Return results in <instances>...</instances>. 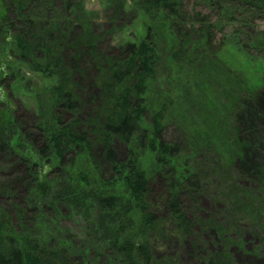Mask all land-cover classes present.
Masks as SVG:
<instances>
[{
    "label": "trees",
    "instance_id": "trees-1",
    "mask_svg": "<svg viewBox=\"0 0 264 264\" xmlns=\"http://www.w3.org/2000/svg\"><path fill=\"white\" fill-rule=\"evenodd\" d=\"M84 3L0 0V84L35 104L25 126L0 92V264H179L153 248L172 237L197 243L203 264H230L243 234L260 252L264 0H102L99 23ZM85 59L96 93L84 98Z\"/></svg>",
    "mask_w": 264,
    "mask_h": 264
},
{
    "label": "rangeland",
    "instance_id": "rangeland-1",
    "mask_svg": "<svg viewBox=\"0 0 264 264\" xmlns=\"http://www.w3.org/2000/svg\"><path fill=\"white\" fill-rule=\"evenodd\" d=\"M84 5L88 12H93L98 15L96 18V22L99 23L100 17H102L99 12H102V0H84ZM107 17L111 18L113 15L110 11L107 12ZM109 24H105V29L109 28ZM257 29L264 30V20H260L257 24ZM115 38L116 35H106L104 38V44L111 46H115ZM1 57V56H0ZM71 61L68 60L67 63ZM74 62V61H72ZM85 64L83 65L84 69H76V82L79 84V93L83 95L85 98L87 94H92L93 96L96 93L95 89H91L90 85L96 76V69L92 67V65L88 64L85 59ZM256 65V64H254ZM23 75L27 78V82L31 85L35 86L36 80L33 77L32 73H28L26 70L23 71ZM30 87V85H29ZM28 87V88H29ZM94 88V85H93ZM0 92L5 95L11 97L12 102L14 103L15 107V114L16 117L22 121V124L25 126H30L35 121V104L33 101V94L30 90H26L22 84H10L5 79L0 84ZM84 103V102H83ZM29 128V127H28ZM119 156L123 157L124 154V147L116 142L114 144ZM253 164H257V157L250 156L249 158ZM160 193V192H159ZM201 214L205 216L203 219H208L207 217L209 214L214 212V203L208 201L207 199H201ZM64 226L73 231L74 233L80 232L81 223L78 221L77 218L69 217L64 219ZM199 229L196 231L200 238V242L205 245V248L209 252H223L225 250L221 249L220 241L218 242L217 237L214 235V231L211 229L207 231ZM240 233V232H239ZM240 235V234H239ZM233 240L238 241V236H234ZM242 243H238V245H234L229 248V251L226 253L230 254L228 260H230V264H264V249H261L260 252L256 251L257 241L252 237L246 234H243ZM165 241V242H164ZM162 242L153 243V248L158 257L163 258H170V259H179V264H203L202 261L198 260L196 254L194 253L195 243L193 240L188 238L186 239H179L176 237H172L169 240H164ZM198 249V248H197Z\"/></svg>",
    "mask_w": 264,
    "mask_h": 264
}]
</instances>
